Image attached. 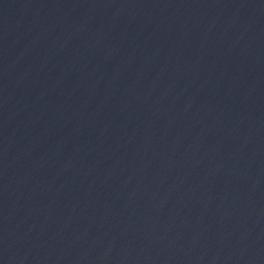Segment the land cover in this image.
I'll use <instances>...</instances> for the list:
<instances>
[{
    "label": "water",
    "instance_id": "1",
    "mask_svg": "<svg viewBox=\"0 0 264 264\" xmlns=\"http://www.w3.org/2000/svg\"><path fill=\"white\" fill-rule=\"evenodd\" d=\"M0 264H264V0H0Z\"/></svg>",
    "mask_w": 264,
    "mask_h": 264
}]
</instances>
